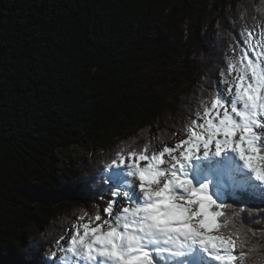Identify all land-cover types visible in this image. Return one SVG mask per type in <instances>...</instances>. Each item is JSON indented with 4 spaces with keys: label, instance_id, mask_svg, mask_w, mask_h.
<instances>
[{
    "label": "trees",
    "instance_id": "obj_1",
    "mask_svg": "<svg viewBox=\"0 0 264 264\" xmlns=\"http://www.w3.org/2000/svg\"><path fill=\"white\" fill-rule=\"evenodd\" d=\"M262 8L264 0H0V264H50L82 211L105 203L95 193L116 152L159 149L179 111L197 109L207 87L226 88L225 58L240 51L242 30L264 28ZM167 114L176 122L158 126ZM114 147L88 167L90 155ZM243 217L237 227L264 255V203L249 201Z\"/></svg>",
    "mask_w": 264,
    "mask_h": 264
},
{
    "label": "snow or ice",
    "instance_id": "obj_2",
    "mask_svg": "<svg viewBox=\"0 0 264 264\" xmlns=\"http://www.w3.org/2000/svg\"><path fill=\"white\" fill-rule=\"evenodd\" d=\"M241 36L220 72L226 88L201 98L185 138L121 147L95 193L105 203L82 211L50 264H264L236 225L249 201L264 203V28Z\"/></svg>",
    "mask_w": 264,
    "mask_h": 264
},
{
    "label": "rangeland",
    "instance_id": "obj_3",
    "mask_svg": "<svg viewBox=\"0 0 264 264\" xmlns=\"http://www.w3.org/2000/svg\"><path fill=\"white\" fill-rule=\"evenodd\" d=\"M226 20V18L224 19V20H222L221 21V24L222 25H224L225 24V21ZM226 25H224V26H222V31L223 32H219V34H223V33H225L226 31H225V27ZM226 36H227V38H228V40H231L232 39V37H231V35L230 34H225ZM210 36V35H209ZM213 50H214V48H213ZM215 51V50H214ZM212 56H214L213 54H212ZM212 58V57H211ZM227 58V57H226ZM225 58V60L227 61V59ZM210 65H211V63H210ZM221 67H223V65H222V62H221ZM222 69V68H221ZM225 69V68H224ZM220 88H223V86L222 85H220ZM206 91H205V93H204V95L202 94V96L199 94L198 95V97H202V98H206L207 96H209V94H210V91H209V88L207 87L206 89H205ZM185 104H184V103ZM187 104V98H185L183 101H182V105H186ZM198 110V108L197 109H195V108H193L192 109V111H190L189 112V109H182L181 111H179V114H178V116H180L181 118H180V120H179V122L181 121V123L179 124V125H175V126H173V129H172V137H171V139H170V141L169 142H162V143H158V144H155L154 145V147H158V146H160V148H162L163 146H165V144L164 143H166L167 145H170V146H172V145H175L177 142H179L180 140H182V139H184L185 138V134H184V126L187 124V123H189V121H190V119H194L195 118V113H196V111ZM176 118L175 117H173V116H170L169 114H167V115H165L164 116V119H162L161 120V122L159 123V125L158 126H160V127H162V126H164V124L165 123H167V126L168 125H172V123H174V122H176V120H175ZM184 121V122H183ZM139 135H143L142 136V138H146L147 137V131L146 130H144V131H142V132H140L139 133ZM139 135L137 136V137H139ZM170 135V134H169ZM116 152V147H114L108 154H104V155H101V156H98V155H96V157L94 156V155H90L89 157H88V159H89V161H88V167L89 168H91V167H93L92 168V170L93 169H95V167L96 166H101V165H103L105 162H107L111 157H112V155L114 154ZM104 156H106V158L102 161V158L104 157ZM92 170L90 171V172H92ZM104 201V200H103ZM105 202V201H104ZM97 205L98 204H96V207H97ZM99 205H101V204H99ZM71 231V230H70ZM71 237L69 236V235H67V239H66V241H63L62 243H67V241L70 239ZM57 255L59 256L61 253H60V251H59V249L57 250Z\"/></svg>",
    "mask_w": 264,
    "mask_h": 264
},
{
    "label": "bare ground",
    "instance_id": "obj_4",
    "mask_svg": "<svg viewBox=\"0 0 264 264\" xmlns=\"http://www.w3.org/2000/svg\"><path fill=\"white\" fill-rule=\"evenodd\" d=\"M171 42V41H170ZM178 116V115H177Z\"/></svg>",
    "mask_w": 264,
    "mask_h": 264
}]
</instances>
